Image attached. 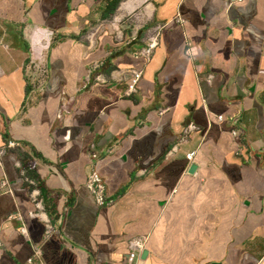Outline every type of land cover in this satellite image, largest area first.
I'll use <instances>...</instances> for the list:
<instances>
[{"label": "crops", "instance_id": "0c3cea01", "mask_svg": "<svg viewBox=\"0 0 264 264\" xmlns=\"http://www.w3.org/2000/svg\"><path fill=\"white\" fill-rule=\"evenodd\" d=\"M115 1L0 0V264H264V0Z\"/></svg>", "mask_w": 264, "mask_h": 264}, {"label": "built area", "instance_id": "2783aa9c", "mask_svg": "<svg viewBox=\"0 0 264 264\" xmlns=\"http://www.w3.org/2000/svg\"><path fill=\"white\" fill-rule=\"evenodd\" d=\"M237 3H245L246 0H236ZM152 46H150L149 50L142 53L143 56L149 57L150 50ZM42 65H35L31 64L26 69V78L29 81V83L34 86V88L42 90L46 86L47 78H48V71L47 69H39L43 68ZM35 69H39L40 72L44 75V78L38 79L34 77V71ZM44 71V72H43ZM143 74L141 72H134L132 73V77L130 80V84L128 87V93L135 94L137 93V90L139 88L140 82L142 80ZM219 121L223 122L225 121V116H219ZM200 130V128L195 123H189L185 126L183 132L181 133L179 140L177 144L173 147L170 154H173L178 151L179 147L191 138V136L195 133H197ZM233 136L243 142L245 131L242 128H237L232 132ZM19 146V143L14 141H9L5 147L0 148V166H1V159L2 156L6 153L8 149H14ZM238 152L239 154H242L245 150V146L243 143H240L238 145ZM197 157V152H191L187 155L188 160L192 163L195 162ZM28 182L32 185L31 187V198L32 201L38 210L34 216H42L43 215V198L41 194V190L39 186L34 182L33 180H28ZM2 186L7 187L8 183L6 180L2 182ZM86 188L94 195L96 202L100 205H112L113 201L109 198L107 193L106 185L103 183L99 173L97 170H93L86 181ZM46 227H47V234L52 233L55 231V228L53 225H51L50 220L45 219ZM148 243V237L146 236H139L134 237L129 240V247H130V254L128 255V258L126 260V264H138L139 257L142 255L144 250L146 249ZM1 246V244H0Z\"/></svg>", "mask_w": 264, "mask_h": 264}, {"label": "rangeland", "instance_id": "374dc122", "mask_svg": "<svg viewBox=\"0 0 264 264\" xmlns=\"http://www.w3.org/2000/svg\"><path fill=\"white\" fill-rule=\"evenodd\" d=\"M41 67H43V66H41ZM39 69H43V70H45V69H47V68H39ZM39 69H35L36 71H34L33 73H34V77H36V78H38V79H41V78H44V75L42 74V72H40V70ZM44 72V71H43Z\"/></svg>", "mask_w": 264, "mask_h": 264}, {"label": "water", "instance_id": "95a60500", "mask_svg": "<svg viewBox=\"0 0 264 264\" xmlns=\"http://www.w3.org/2000/svg\"><path fill=\"white\" fill-rule=\"evenodd\" d=\"M197 170H198V165H196V164H194L193 166H192V168H191V173H196L197 172ZM147 256V252H145V254H144V257H146Z\"/></svg>", "mask_w": 264, "mask_h": 264}, {"label": "trees", "instance_id": "16d2710c", "mask_svg": "<svg viewBox=\"0 0 264 264\" xmlns=\"http://www.w3.org/2000/svg\"><path fill=\"white\" fill-rule=\"evenodd\" d=\"M121 0L115 1L113 4V8H112V12H114L116 10V8L118 7L119 3Z\"/></svg>", "mask_w": 264, "mask_h": 264}]
</instances>
